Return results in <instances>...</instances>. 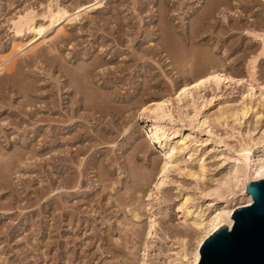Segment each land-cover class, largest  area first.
I'll return each mask as SVG.
<instances>
[{
  "label": "rangeland",
  "instance_id": "374dc122",
  "mask_svg": "<svg viewBox=\"0 0 264 264\" xmlns=\"http://www.w3.org/2000/svg\"><path fill=\"white\" fill-rule=\"evenodd\" d=\"M95 1L0 0V264H138L151 213L150 264L176 263L182 238L192 247L196 237L178 203L190 195L208 208L197 188L223 171L215 168L221 149L195 131L156 190L163 156L147 140L151 121L141 108L171 98L173 118L162 124L173 140L197 127V110L234 148L243 130L264 131V0H102L89 8ZM49 4L79 16L18 52L33 39L17 35L12 21L33 11L46 25ZM211 68L238 81L177 104L174 89ZM242 100H256L260 114L222 116ZM201 158L200 180L187 173Z\"/></svg>",
  "mask_w": 264,
  "mask_h": 264
},
{
  "label": "bare ground",
  "instance_id": "6f19581e",
  "mask_svg": "<svg viewBox=\"0 0 264 264\" xmlns=\"http://www.w3.org/2000/svg\"><path fill=\"white\" fill-rule=\"evenodd\" d=\"M101 4L102 0H96L88 7L95 9ZM78 16V13L72 16L66 8L51 4L48 5L45 13L42 15V18L47 21L46 25L36 24L33 11L18 15L17 18L12 21L14 32L17 35H22L23 32L27 31L32 35L33 39L32 41L30 40L31 42L25 47L19 45L17 47L18 52L24 51L29 46L30 48L35 47V42H37V40L44 41L47 36H49V31L52 28H57V31L61 30L63 22H72ZM254 35L256 34L254 33ZM259 37L261 38V45L264 51V33L262 35L260 34ZM255 60L253 59L250 63V78H254L253 71L255 68ZM236 81L238 80L234 79L230 74L211 68L196 76L192 81L174 89L173 96L177 104L182 103L183 107L187 108L192 103L196 102L194 93L198 95L202 88L213 85L216 89H219L221 86H230V84ZM201 97L202 96L199 95L198 100H200L199 98ZM172 104L171 98L151 101L145 104L140 112L143 117L151 121L149 129L146 130L147 140L155 142L161 149L163 156V163L159 172L157 171L158 177L154 183V188L156 190H159L166 184L170 169L175 170L178 168L179 160L175 155L190 146L186 145V141L195 131H199L205 135V139L211 142L214 150L221 149L215 154L217 158L219 157V161L215 168L222 167L223 171L219 176L213 177L210 184L206 186H202L201 184V186L197 188L199 192L198 195L200 194V197L208 203V208L204 209L202 206L192 204L193 198L190 195H184L177 206V209L184 215V219L189 220L194 226L196 237L192 247H188L187 239L182 238V245L179 251L175 253L176 257L174 260L172 259L177 262L175 261L176 263L173 264H198L201 252L200 247L204 239L222 224H227L231 227L234 222V218L232 217L233 210L238 206L249 205L253 202V197L245 190V183L251 179L264 177V131L259 136H254L249 129L243 130L242 135L245 141H243L238 148H234L232 145L229 146L224 142L222 143L220 138L212 132L209 114L197 110L196 116H199V124L197 123V127L194 128L195 125H190L186 133H182L181 137L173 140V137L169 138L166 135V125L162 124L163 120H170L173 118L170 108ZM257 107L258 103L256 100L254 102L243 101L238 107L233 106L231 111L226 110L227 112L225 113L222 111V116L223 114H227L243 119L249 111L256 116L260 114L257 111ZM258 117L260 116L258 115ZM216 119L219 118L216 117ZM204 162L202 158L199 159L195 167L188 169L187 175L198 179L200 178V180L204 178L206 172ZM209 209L211 212H209ZM156 226V216L154 213H151L140 243L141 259L138 264H150L149 255L151 253V247L153 246L152 237L156 235Z\"/></svg>",
  "mask_w": 264,
  "mask_h": 264
},
{
  "label": "water",
  "instance_id": "95a60500",
  "mask_svg": "<svg viewBox=\"0 0 264 264\" xmlns=\"http://www.w3.org/2000/svg\"><path fill=\"white\" fill-rule=\"evenodd\" d=\"M245 190L253 202L233 210L231 227L204 239L198 264H264V177L246 181Z\"/></svg>",
  "mask_w": 264,
  "mask_h": 264
}]
</instances>
